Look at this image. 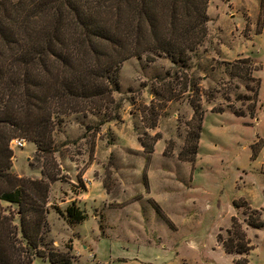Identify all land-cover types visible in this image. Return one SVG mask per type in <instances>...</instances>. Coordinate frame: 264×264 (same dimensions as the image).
I'll use <instances>...</instances> for the list:
<instances>
[{
  "label": "rangeland",
  "instance_id": "1",
  "mask_svg": "<svg viewBox=\"0 0 264 264\" xmlns=\"http://www.w3.org/2000/svg\"><path fill=\"white\" fill-rule=\"evenodd\" d=\"M206 14V38L185 64L132 57L106 109L54 119L46 240L72 264H264V225L247 224L251 210L264 224V0H208ZM244 58L257 68V97L232 70ZM195 106L203 118L188 162L180 153ZM23 139L11 170L40 179L45 160ZM72 204L86 216L79 224L64 215ZM233 218L248 242L242 255L217 241Z\"/></svg>",
  "mask_w": 264,
  "mask_h": 264
},
{
  "label": "trees",
  "instance_id": "2",
  "mask_svg": "<svg viewBox=\"0 0 264 264\" xmlns=\"http://www.w3.org/2000/svg\"><path fill=\"white\" fill-rule=\"evenodd\" d=\"M207 4L208 0H0V264H33L36 258L72 264L71 256L54 251L46 240L49 185L58 179L51 151L54 119L60 122L72 113L106 109L121 65L132 57L145 55L152 62L165 55L175 64H185L206 38ZM232 70L253 84L250 89L257 97L260 81L252 75L257 71L253 62L237 60ZM194 117L198 122L191 127L192 142L187 141L180 153L188 162L197 151L203 118L199 107ZM16 138L33 143L45 160L40 179L12 172L10 142ZM262 196L264 201V190ZM2 202L16 208H4ZM64 215L75 224L86 218L73 204ZM259 216L256 210L247 213L248 226L262 228ZM227 233V240L217 238L226 254L248 252L246 235L234 218Z\"/></svg>",
  "mask_w": 264,
  "mask_h": 264
},
{
  "label": "built area",
  "instance_id": "3",
  "mask_svg": "<svg viewBox=\"0 0 264 264\" xmlns=\"http://www.w3.org/2000/svg\"><path fill=\"white\" fill-rule=\"evenodd\" d=\"M26 141L23 138H16L10 142V148H20L25 145Z\"/></svg>",
  "mask_w": 264,
  "mask_h": 264
},
{
  "label": "crops",
  "instance_id": "4",
  "mask_svg": "<svg viewBox=\"0 0 264 264\" xmlns=\"http://www.w3.org/2000/svg\"><path fill=\"white\" fill-rule=\"evenodd\" d=\"M263 29H264V19H263V24H262V26L260 28V32L259 33H256V35H261L262 32H263Z\"/></svg>",
  "mask_w": 264,
  "mask_h": 264
}]
</instances>
